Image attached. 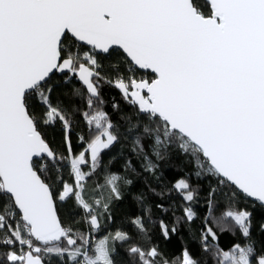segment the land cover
I'll return each mask as SVG.
<instances>
[{
	"label": "snow or ice",
	"instance_id": "6c2138e0",
	"mask_svg": "<svg viewBox=\"0 0 264 264\" xmlns=\"http://www.w3.org/2000/svg\"><path fill=\"white\" fill-rule=\"evenodd\" d=\"M104 84L130 109L113 103L116 121ZM173 150L192 173L148 189L180 198L171 227L151 234L146 207L134 235L97 237L130 174L160 181ZM193 176L210 181L202 215ZM241 201L264 213V0H0V264H264ZM185 230L197 251L166 257Z\"/></svg>",
	"mask_w": 264,
	"mask_h": 264
},
{
	"label": "trees",
	"instance_id": "16d2710c",
	"mask_svg": "<svg viewBox=\"0 0 264 264\" xmlns=\"http://www.w3.org/2000/svg\"><path fill=\"white\" fill-rule=\"evenodd\" d=\"M102 98L105 101L104 108L105 110L112 116L114 121L118 120V115L114 112L112 108V104L116 103L119 104L122 109L125 111H129L130 109L125 104L124 100L122 99L120 93L115 88L108 86L107 84L102 85L101 88ZM56 98V94H54V99ZM78 133L86 134L85 128L83 124L77 125L73 128L72 131V146L74 151L79 152L81 149L80 142L77 138ZM48 138L52 141V146L56 148L61 139V132L59 127L56 129H48ZM123 143V142H122ZM121 144H118L112 151L106 152L104 154L105 162L107 163L108 159L118 152L121 148ZM124 152L127 154L128 149L127 147L124 148ZM133 163L139 170V161L136 160L135 157H131ZM123 165V161L119 158L113 161L112 165L110 166L114 171L121 170ZM193 168L187 162L186 157L179 156L175 150L172 151L171 157L160 162V167L158 171V175L161 177L160 181H157L154 177L148 176H137L135 173L130 174V178L133 180V184L131 187H124L122 189V200L116 201L113 204V219L112 221H103V227L99 233H97V237H102L106 235L108 232L115 231L117 228H122L123 230L127 231L130 235L135 234V229L131 225L130 221L133 217L141 216L144 213V209L146 207L151 208V218L153 223H146L149 228V232L158 236L159 233V221L163 219L165 223H167L170 227L174 222V218L177 215H180V198L175 194L172 193L171 196L168 195L167 192L164 193L163 196L156 195L150 192L149 186L156 187L157 192H160L161 189L165 186H169L172 182L182 176H188L192 173ZM95 180V177L93 178ZM193 185L194 187H198L200 189V197H199V204L193 205V207L197 210L198 215H202L205 211L204 208V196L208 190L209 180H202L199 184L196 182V178L193 176ZM159 184V187L157 185ZM144 193V202L141 204L138 202L135 197ZM156 204H163L167 211L157 208ZM241 206H246L249 208L250 211L253 212V235L260 239L261 237L255 230V225L264 222V213H262L259 208L252 209L251 203L245 204L241 201ZM61 215H64L62 210ZM196 224H199V220L196 221ZM182 239L178 237H173L171 243H166L163 241H159L160 248L163 254L168 258H173L179 255L180 249L182 244H186L190 248L193 249L194 253L198 249V245L196 241L193 239L192 234L188 233L186 230L182 232ZM234 237L231 234H225L221 236V244L226 246L228 245ZM121 256L124 254V249H120ZM119 259V258H118Z\"/></svg>",
	"mask_w": 264,
	"mask_h": 264
}]
</instances>
